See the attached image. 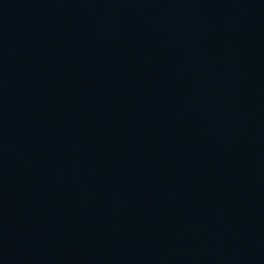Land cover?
<instances>
[{
	"label": "water",
	"instance_id": "water-1",
	"mask_svg": "<svg viewBox=\"0 0 264 264\" xmlns=\"http://www.w3.org/2000/svg\"><path fill=\"white\" fill-rule=\"evenodd\" d=\"M0 264H264V0H0Z\"/></svg>",
	"mask_w": 264,
	"mask_h": 264
}]
</instances>
